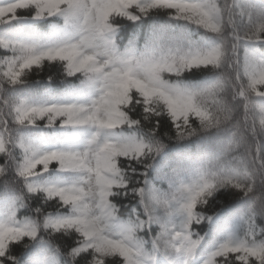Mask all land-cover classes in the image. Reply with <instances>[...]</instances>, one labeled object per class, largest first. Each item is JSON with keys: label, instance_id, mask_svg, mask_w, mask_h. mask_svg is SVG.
I'll return each mask as SVG.
<instances>
[{"label": "snow or ice", "instance_id": "obj_1", "mask_svg": "<svg viewBox=\"0 0 264 264\" xmlns=\"http://www.w3.org/2000/svg\"><path fill=\"white\" fill-rule=\"evenodd\" d=\"M0 264H264V0H0Z\"/></svg>", "mask_w": 264, "mask_h": 264}]
</instances>
